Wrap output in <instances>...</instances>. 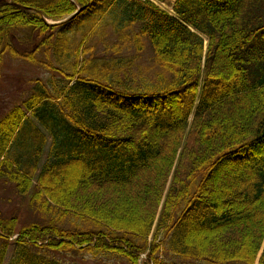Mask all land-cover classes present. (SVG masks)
<instances>
[{
	"label": "trees",
	"instance_id": "16d2710c",
	"mask_svg": "<svg viewBox=\"0 0 264 264\" xmlns=\"http://www.w3.org/2000/svg\"><path fill=\"white\" fill-rule=\"evenodd\" d=\"M7 54L50 77L0 179L53 218L0 215V264H264V0H0Z\"/></svg>",
	"mask_w": 264,
	"mask_h": 264
},
{
	"label": "rangeland",
	"instance_id": "374dc122",
	"mask_svg": "<svg viewBox=\"0 0 264 264\" xmlns=\"http://www.w3.org/2000/svg\"><path fill=\"white\" fill-rule=\"evenodd\" d=\"M170 2L166 4H158L163 10L172 14L173 10L171 4L173 2ZM72 29L67 31L65 30L63 32L64 37L61 49L66 48L70 50L74 48L80 40V35H70ZM85 30L86 28L84 29V31ZM207 48L208 41L206 40L205 53L207 52ZM96 51L100 56L103 50L102 48H98ZM149 52V44H146L145 51L141 55V62L143 64H148L150 58ZM10 58L11 57L8 54L5 56L3 79H1L0 81V105L2 108L1 113L4 112L5 108H9L11 106V100L15 98L19 99V95H22L23 92L28 89V83H30V81L38 80L41 78L45 80L50 77L48 71L31 66L25 61H12L10 60ZM45 156L46 155L43 156L42 162L40 164V170L42 169V165L46 160ZM33 193L34 189H31V191L27 195H21L14 184L7 180L0 179V215L3 218H17L19 223L18 230L30 223L48 224L50 219L53 218V214L42 211L37 204L32 203L31 199ZM142 258L146 259L145 256H143Z\"/></svg>",
	"mask_w": 264,
	"mask_h": 264
}]
</instances>
